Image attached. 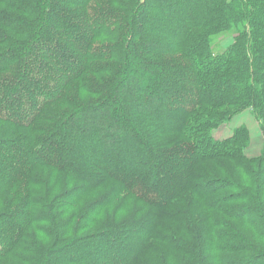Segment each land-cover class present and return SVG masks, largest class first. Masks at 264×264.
Instances as JSON below:
<instances>
[{"label":"trees","instance_id":"1","mask_svg":"<svg viewBox=\"0 0 264 264\" xmlns=\"http://www.w3.org/2000/svg\"><path fill=\"white\" fill-rule=\"evenodd\" d=\"M92 1L0 0V260L22 247L27 225L48 220L38 203L54 212V204L75 206L80 191L107 188L87 205L91 213L118 191L137 204L140 217L53 246L44 264H150L152 253L159 264H242L240 257L218 256L215 240L214 252L189 242L192 226L171 207L190 196L208 209L224 207L212 194L230 182L198 174L203 163L264 168V143L256 157L243 153L246 127L213 137L245 111L264 133V4L114 0L117 7H99ZM223 35L233 43L214 54ZM179 53L184 63L174 59ZM44 170L59 178L56 197L51 184L32 196L45 186ZM61 197L68 199L60 203ZM245 202L224 216L254 229L253 217L264 223V211L251 196ZM169 223L187 241L163 234ZM261 258L249 247L245 264ZM19 264L38 262L25 256Z\"/></svg>","mask_w":264,"mask_h":264},{"label":"rangeland","instance_id":"2","mask_svg":"<svg viewBox=\"0 0 264 264\" xmlns=\"http://www.w3.org/2000/svg\"><path fill=\"white\" fill-rule=\"evenodd\" d=\"M121 1L134 2V0ZM258 2L261 5L264 4V0ZM92 4H96L99 7H117L114 0H93ZM0 10H4V8L0 6ZM96 43H98V41ZM232 43L233 40L230 35L220 36L216 41H214V54L222 53V51L227 49ZM174 59L178 62H185L181 53L177 56L175 55ZM78 87L79 86L77 84L75 86L68 87L66 95L68 97H74L77 93ZM78 99L79 102H75H77L79 106L83 105L85 101L82 98ZM239 115L233 117L231 119L232 121L223 127L228 131L225 138H227L231 134L232 130L237 127L244 126L247 130V120L250 118L251 120L249 121L251 122V125L249 130H247L248 146L246 149H243V153L249 158L256 157L263 149L264 133L261 131L259 123L254 119L249 111H245V113L242 112L241 120L239 119ZM3 130H5V126L1 125L0 135ZM213 137L217 139L215 137V133H213ZM110 153L111 152L106 151L104 154H106V156L108 154L109 159H111L113 154ZM196 171L198 174L203 175L207 179L216 181L227 180L230 182V187L224 190L221 189L212 194V198L214 200L223 198L220 200L222 202L224 201V207L221 209L205 208L198 199L192 196L184 197L174 202L171 210L182 211L183 216L186 217L187 222H189L192 226L191 230H189L188 241L192 244L198 245L200 249L207 248L210 252H214L213 250L211 251V249L213 241L215 240L217 242L216 248L218 251L216 252H218V256L226 255L228 261H231L233 257H240L242 258V264H245V258L249 247L254 249L256 253H264V223L262 221H258L257 218L253 217L254 223H252V226L256 230V233L250 226H246L239 221H233L224 216V212L234 214L235 211L241 210V207L246 203L245 195H248V197L251 196L254 202H260L264 211V168L262 166L259 167L257 164H249L244 165L241 168H237L234 164L231 165L225 161H212L199 165ZM39 173L43 176L45 186L37 187V189L35 188L32 196L39 198L42 196V194H40L41 190L51 184L53 188L52 196L56 197L54 194H57V190L62 189L61 186L57 187L59 178L52 175V172L49 170H44ZM3 193L5 194L6 191ZM108 193H110V191L107 188L98 189L88 196H83V192L80 191L79 201L77 203H73L75 206L61 210L58 209V207L56 209L54 204V212H52L53 209L48 211L45 210L44 205H39L40 203H38L35 206L36 210L39 211L42 209L48 220L41 222V219L37 217V221L27 225L23 229L24 238L21 241L22 247L18 251H14L8 256L3 257L0 260V264H19L21 258L25 256L35 259L38 264H44L43 261L46 258L48 251L53 246H64L75 242L73 238L78 236L80 238H82L81 236H84L83 238L95 236L105 230L120 227L123 224V221H126L127 219H135L136 216L140 217L135 214L138 209L137 204L134 201L129 200L126 194L118 191L115 196H112V200L107 202V204H104L102 209L99 208L100 210H97L93 207L97 211H93V213H91L93 210L91 209L92 206L87 208V205L93 203L92 201H95L98 197H102V195H106ZM237 194L239 197L242 196V198L239 199ZM3 197L5 199L7 198L5 195ZM20 198L21 197L18 196L16 200ZM59 199L61 200L60 203H64L68 198L61 197ZM87 213L88 220L83 221V217ZM63 223L65 224L63 225ZM224 230L227 232L221 237ZM43 231H45L44 234ZM162 233L174 235L179 238L181 237L184 238H180L181 240L187 241L186 236L176 230L170 223L162 229ZM217 235H219L221 239L218 240V237H216ZM57 237L58 240H55ZM152 245L156 248L163 249L160 244L153 242ZM23 249L24 251H22ZM185 258L188 259L187 257ZM144 259L147 260L146 257ZM147 262L150 264H159L158 254H150ZM260 264H264V259L261 258Z\"/></svg>","mask_w":264,"mask_h":264},{"label":"crops","instance_id":"3","mask_svg":"<svg viewBox=\"0 0 264 264\" xmlns=\"http://www.w3.org/2000/svg\"><path fill=\"white\" fill-rule=\"evenodd\" d=\"M243 113H245V112H243ZM242 113L239 115V119L241 120L242 119ZM249 120H251L250 118H249ZM249 120H247V122H248V128H247V130H249V128H250V125H251V122L249 121ZM232 121V120H231ZM238 128V127H237ZM215 137L217 138V139H223V138H225L226 136H227V134H228V131L225 129V128H223V127H220V128H218L215 132Z\"/></svg>","mask_w":264,"mask_h":264}]
</instances>
